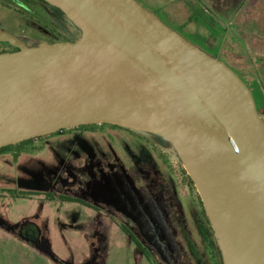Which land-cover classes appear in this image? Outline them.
<instances>
[{
	"label": "water",
	"instance_id": "obj_1",
	"mask_svg": "<svg viewBox=\"0 0 264 264\" xmlns=\"http://www.w3.org/2000/svg\"><path fill=\"white\" fill-rule=\"evenodd\" d=\"M81 31L29 45L0 28V147L109 123L171 144L223 264H264V119L234 70L137 0H46ZM24 237L38 242L36 236Z\"/></svg>",
	"mask_w": 264,
	"mask_h": 264
},
{
	"label": "rangeland",
	"instance_id": "obj_2",
	"mask_svg": "<svg viewBox=\"0 0 264 264\" xmlns=\"http://www.w3.org/2000/svg\"><path fill=\"white\" fill-rule=\"evenodd\" d=\"M137 1L239 73L264 118L257 94L264 93V0H196L203 19L196 13L199 21L184 27L182 0ZM194 29L218 38L198 41ZM65 129L33 139L17 157L0 154V264H153L133 237L158 264H223L171 144L109 125ZM25 223L37 230V243L22 234Z\"/></svg>",
	"mask_w": 264,
	"mask_h": 264
},
{
	"label": "trees",
	"instance_id": "obj_3",
	"mask_svg": "<svg viewBox=\"0 0 264 264\" xmlns=\"http://www.w3.org/2000/svg\"><path fill=\"white\" fill-rule=\"evenodd\" d=\"M25 1L26 0H0V5H2V7H3V12H2L3 16H2V18H0V20L1 19H5V20L9 19V20L13 21V23L11 22L12 26L18 25L19 23L24 24L27 22H29V23L31 22L35 25V27H39L40 30L43 31V32L41 31L42 36L40 38H42V37H43V39L48 38V40L50 42L72 41V39H70V37H68L67 34L64 33L63 27H64L65 23H63V20L60 17H53V15H51L50 13L48 14V13L43 12L39 7H35V5H34L35 3H32V2H31L32 6L30 5L28 8L24 5ZM43 1L47 2L46 0H43ZM47 4H49L51 7L56 9L60 14H62L63 16L66 17L65 13L60 8H58L57 6H55L53 4H50L49 2H47ZM24 12H26V13H24ZM5 14H8L9 16H6ZM66 18L68 19V17H66ZM67 21H70V20L68 19ZM40 30L33 29L32 32L36 33L38 31L40 32ZM224 30H226V29H224ZM43 39H41V40H43ZM234 72L243 80V78L241 77V75H239V73H237L235 70H234ZM243 82L245 83L244 80H243ZM246 86L248 87L247 84H246ZM251 93H252V91H251ZM256 108H258L257 105H256ZM257 111H258V109H257ZM95 125H109L112 127H118V128H122V129L131 130L130 128H127V127H123V126H119V125H115V124H109V123L83 124V125H78V126L71 127V128H82V127H88V126L94 127ZM65 130L66 129L64 128V129H61V130H58L56 132L46 134V135L61 134ZM46 135L25 139V140H22L20 142L15 143V144H9V145L0 147V154L4 153L6 151L7 152L12 151V156L17 157L22 152H28V150H30L29 144L32 142L33 139L41 138V137H44ZM65 199H69V198H65ZM200 202L202 203L201 200H200ZM203 212H205V211L203 210ZM205 218H206V222L208 224H210L206 214H205ZM133 239H134L136 245L140 249L143 250L146 258L148 260H150L153 264H158L157 262H155L151 258L149 251L142 246L140 241L134 237H133ZM220 256H221V254H220ZM221 261H222V259H221Z\"/></svg>",
	"mask_w": 264,
	"mask_h": 264
},
{
	"label": "flooded vegetation",
	"instance_id": "obj_4",
	"mask_svg": "<svg viewBox=\"0 0 264 264\" xmlns=\"http://www.w3.org/2000/svg\"><path fill=\"white\" fill-rule=\"evenodd\" d=\"M31 2L35 3L34 4L35 7H39L43 12L48 13V14L50 13L51 15H53V17H60L63 20V23H65L64 27H63V31H64L65 34H67L68 37H70V39L74 40V39H76V38L81 36V31L74 24H73V26H74L73 29H72V27L66 25L67 24L66 22L68 20L66 18L67 16L65 17L62 14H60L56 9H54L49 4H47V2H45L43 0H40V1L39 0H26L24 5L29 8L30 5L32 6ZM24 13H26V12H24ZM3 21H4V19L0 20V28L15 34L16 36L21 38L23 41H25L29 45L36 44V43L42 41L41 39H43V37L40 38L42 36L41 35V31L42 30H40L39 27L32 26V24H29L28 22L24 23V24L19 23L18 25H13L12 27H9L7 25H4ZM33 29H35V30L38 29V30H40V32L39 31L36 32V33L32 32ZM43 40H46V41L50 42L48 40V38L43 39ZM15 49H16V47L11 45V44H9L8 42L0 41V52H2V51H12V50H15ZM253 98H254V96H253ZM254 101H255V99H254ZM255 105H256V102H255ZM163 142H166V141L163 140ZM160 143L163 144L161 141H160ZM22 229H23V233H27L29 235L33 234L34 236L37 237V230L34 227H32L30 224H28V223L23 224ZM211 249H210V253L209 252L208 253L210 254V256H213L212 253L214 251L213 250L211 251Z\"/></svg>",
	"mask_w": 264,
	"mask_h": 264
},
{
	"label": "crops",
	"instance_id": "obj_5",
	"mask_svg": "<svg viewBox=\"0 0 264 264\" xmlns=\"http://www.w3.org/2000/svg\"><path fill=\"white\" fill-rule=\"evenodd\" d=\"M178 1H181V0H178ZM182 6H184V8L187 10V15H186V21H181V25L182 27H184L185 25H187L188 22L192 21V20H195L196 22H198L199 20L197 19V17L195 16L196 13H199V17L201 18L200 20L203 19V9L199 6V4L197 3L196 0H192V1H186V0H182ZM169 18H173V15L172 16H168ZM198 17V18H199ZM203 23L205 25V27L207 26V22L206 20H203ZM201 31L203 30H200V29H194L192 30L191 33V36L192 38L196 39V40H200V41H206L207 40V37H216V35H214V30H210L206 35L202 34ZM209 34V35H208ZM218 38V37H216ZM258 81H256V85H258L259 82H262V79L260 81V79H257ZM263 83H264V80H263ZM260 95V98L264 101V93L260 90L258 91V93ZM255 99V98H254Z\"/></svg>",
	"mask_w": 264,
	"mask_h": 264
}]
</instances>
